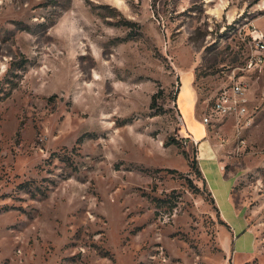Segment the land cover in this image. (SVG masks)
<instances>
[{"label": "rangeland", "instance_id": "1", "mask_svg": "<svg viewBox=\"0 0 264 264\" xmlns=\"http://www.w3.org/2000/svg\"><path fill=\"white\" fill-rule=\"evenodd\" d=\"M260 32L264 0H0V264H264ZM233 78L248 120L206 138L256 235L239 256L180 143L183 86L201 120Z\"/></svg>", "mask_w": 264, "mask_h": 264}, {"label": "crops", "instance_id": "2", "mask_svg": "<svg viewBox=\"0 0 264 264\" xmlns=\"http://www.w3.org/2000/svg\"><path fill=\"white\" fill-rule=\"evenodd\" d=\"M187 84L183 86L182 96L184 98V104L186 105V110L184 111L183 128L181 129L182 135H189L190 142L198 143V160L200 168L207 179L208 186L214 194V199L219 208L221 218L226 222V224L231 228L230 232V242L232 241L231 247L229 249L234 251L236 256L240 254L249 255L254 251L256 235L254 229L248 226L246 220L242 219L241 213L236 208L232 199V190L234 186V181L226 177L224 174V166L222 160L219 157V152L214 148L211 141L207 139V126L204 125L201 120H197L194 117L190 103L187 101L188 92ZM196 118V119H195ZM200 124L202 129L200 132L197 131V126L193 125ZM204 150L202 149V145ZM228 249V247H226Z\"/></svg>", "mask_w": 264, "mask_h": 264}, {"label": "built area", "instance_id": "3", "mask_svg": "<svg viewBox=\"0 0 264 264\" xmlns=\"http://www.w3.org/2000/svg\"><path fill=\"white\" fill-rule=\"evenodd\" d=\"M254 39L257 40L256 53H253L247 64L249 69L261 68L264 64V32L255 35ZM247 87L244 80L235 78L223 85L213 101L212 111L206 113L201 122L204 125H209L227 118H233L237 122V127L243 121L246 122L250 112ZM180 140L184 145H187L190 143V136L182 135Z\"/></svg>", "mask_w": 264, "mask_h": 264}, {"label": "trees", "instance_id": "4", "mask_svg": "<svg viewBox=\"0 0 264 264\" xmlns=\"http://www.w3.org/2000/svg\"><path fill=\"white\" fill-rule=\"evenodd\" d=\"M156 94L153 96V100H155L156 99ZM152 106H153V101H152V104H151ZM178 140H176V139H174L173 137L172 138H170L169 140H167L166 141V145H171L172 143H175V142H177ZM182 141L180 140V143H181ZM198 150V149H197ZM198 152V151H197ZM184 155H185V157L187 158V159H189V166H190V169L192 170V171H194L195 172V174L198 176V177H200L201 179H202V181L204 182V185H205V187H206V190H208V195L210 196V199H211V202H212V204L215 206V208H216V210L218 211V213H219V215H220V210H219V208H218V206H217V204H216V201H215V199H214V194H212V192H211V190H210V188H209V186H208V183H207V179H206V177L204 176V174H203V172H202V170H201V168H200V164H199V161L200 160H198V156L195 158V157H192L191 158V156L188 154V152L185 150L184 151ZM220 218H221V216H220ZM221 220L226 224V222L221 218Z\"/></svg>", "mask_w": 264, "mask_h": 264}, {"label": "bare ground", "instance_id": "5", "mask_svg": "<svg viewBox=\"0 0 264 264\" xmlns=\"http://www.w3.org/2000/svg\"><path fill=\"white\" fill-rule=\"evenodd\" d=\"M255 53H256V51H255ZM204 146H205V145L203 144V145H202V149H203V150H204Z\"/></svg>", "mask_w": 264, "mask_h": 264}]
</instances>
